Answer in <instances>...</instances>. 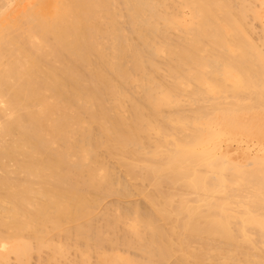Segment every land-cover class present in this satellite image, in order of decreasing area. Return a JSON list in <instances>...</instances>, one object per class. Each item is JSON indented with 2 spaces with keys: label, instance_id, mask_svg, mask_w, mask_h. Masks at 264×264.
Segmentation results:
<instances>
[{
  "label": "bare ground",
  "instance_id": "6f19581e",
  "mask_svg": "<svg viewBox=\"0 0 264 264\" xmlns=\"http://www.w3.org/2000/svg\"><path fill=\"white\" fill-rule=\"evenodd\" d=\"M100 146L147 183L106 228L74 224L125 186ZM61 236L78 264H264V0H0V264Z\"/></svg>",
  "mask_w": 264,
  "mask_h": 264
},
{
  "label": "rangeland",
  "instance_id": "374dc122",
  "mask_svg": "<svg viewBox=\"0 0 264 264\" xmlns=\"http://www.w3.org/2000/svg\"><path fill=\"white\" fill-rule=\"evenodd\" d=\"M248 19H249V21H250V19H251V13H249L248 12ZM252 20V19H251ZM257 24V21L256 22H253V24ZM254 25V26H256V28H257V30H260V27H258V26H260V25ZM256 28H255V30H256ZM256 33V35L257 34H259V31H255ZM255 35V36H256ZM101 147V146H100ZM97 152H98V156H99V158L101 159V160H103V162H105L106 163V165L108 166V167H110V169L112 168L113 169V171L116 173V175H120V177H122V179H123V181H124V185L125 186H122V187H120V191L119 192H117V193H114V192H110V193H108V194H106V196H103L101 199H100V201H99V203H98V207L95 209V210H93V211H91L92 212V214L90 215H88L87 216V218H89V219H84V217H83V219L85 220H83L82 218H80V220H77V221H74V224L76 223V222H78V223H81L82 221H83V223L84 222H86L87 220H91L90 219V217H93L92 219L94 220V221H92L93 223H95L94 224V226L95 227H97L96 225H98V226H102L103 224H105V222H106V218L107 217H109V218H112V217H116V214H120L118 211H116L114 208V206H116L117 205V207H118V205H119V209H121V211L124 213V211L127 209V207L128 208H132V207H135V206H133V205H136L137 207H138V205H140L142 208L143 207H147L148 206V204H147V202H146V199L144 198V195L143 194H141V193H139V191H137L138 189H137V187H139L140 185H144V187H145V185L147 184V183H145V181H143V183L141 184V182L139 181V180H134V179H130L127 175H125V173H124V169L122 168V167H120L117 163H116V160L115 159H113V158H111L110 156H108L107 155V152H106V150H105V148L103 147H101V148H97ZM142 187V186H141ZM150 187L147 185V187L145 188V191H147V189H149ZM102 200V201H101ZM139 206V207H140ZM121 207V208H120ZM125 207V209H123ZM113 208V209H112ZM141 208V209H142ZM148 208V207H147ZM106 209V210H105ZM144 209V208H143ZM118 212V213H117ZM115 215V216H114ZM120 215H122V214H120ZM86 218V217H85ZM72 226H73V222L72 223H70ZM69 224V226H71ZM77 224V223H76ZM158 224H162V225H164V223H163V221L161 220V219H159L158 220ZM118 228H121L122 226H121V223H118ZM103 227H104V225H103ZM103 227H100V228H103ZM104 228H106V227H104ZM103 228V229H104ZM102 229V230H103ZM105 230V229H104ZM107 231H109V232H107V238H112V240L114 239L115 240V238H113V235H115L116 236V234L115 233H113V231H111V230H107ZM52 232H53V234H54V231H51V235H52ZM121 234V232H118V235H120ZM56 234V233H55ZM52 235L53 237H55L56 235ZM117 235V236H118ZM71 237V236H70ZM70 237H69V240H66V239H63V237L61 236V237H59V238H56L57 239V241H59L60 242V240L62 241V239H63V242L65 243H67V245L69 244V245H72V240L74 239L73 238V236H72V240H70ZM62 238V239H61ZM118 238H119V236H118ZM55 239V238H54ZM75 240V239H74ZM110 240V239H109ZM109 240H101V243H100V247H102L103 246V249H106L105 251L107 252L108 251V249H111L113 246H114V248H112V249H115V250H117V249H119L118 251L120 252V253H122L123 254V251L125 250H127L126 252V254H129V255H127V256H129V258H137V256H139V258H137V259H140V258H142V257H140V250H137L135 247L133 248L132 246V248L130 247H128L127 245V248L125 247V245L124 244H122V242H121V239L119 238V242H118V239H117V244L116 243H111V240L109 241ZM56 241V240H55ZM56 241V242H57ZM62 242V243H63ZM76 242H77V240H76ZM83 243V241L82 240H79V243ZM114 242V241H113ZM74 243V242H73ZM79 243H78V245H79ZM77 244V243H76ZM66 245V244H65ZM67 245H66V247H67ZM81 247L83 246V244L82 245H80ZM112 246V247H111ZM115 246H117L116 248H115ZM70 248H68V249H66L65 250V252L67 251V253L66 254H64L65 256H61V258H63V259H61L60 258V256L59 255H56V259L57 260H53L54 261V264H78V263H76L77 261H78V257H79V255H76L77 253L75 252V250L77 249H75V244L74 245H72V246H69ZM111 247V248H110ZM79 246H78V250H77V252H79ZM126 248V249H125ZM47 249V250H46ZM102 249V248H101ZM100 249V250H101ZM102 249V250H103ZM111 249V250H112ZM42 250V251H41ZM40 251H41V253H39L38 251H37V253H35V251L36 250H33V254H31L30 256V264H38V263H36V262H38L37 261V258H38V256L39 257H43L45 260L47 259V257H46V255H48V253L50 252L49 250V248H43V249H41ZM44 250V251H43ZM94 250V249H93ZM114 251V250H113ZM92 252V253H91ZM95 253V251H90V254L92 255L91 257H90V264H94L95 263V261H96V258H95V255H96V253ZM175 254H173V255H170L169 257H168V259H166L165 261H163L162 263L163 264H172V263H174V261L178 258V256H179V254L178 255H176V253L177 252H174ZM50 254V253H49ZM79 254V253H78ZM125 254V255H126ZM41 255V256H40ZM174 255H176V259H175V256ZM57 256H59V257H57ZM132 256V257H131ZM64 257H66L65 259H64ZM75 257V258H74ZM12 258V257H11ZM10 258V259H11ZM41 259L40 261L42 262L43 261V263H44V259ZM68 258V259H67ZM75 260H74V259ZM135 258V259H136ZM14 259V258H13ZM13 259H11V260H9V262H12L13 264H21L20 262H18V261H15V259L13 260ZM38 259H40V258H38ZM68 261H67V260ZM70 259V260H69ZM175 259V260H174ZM64 260H66V261H64ZM77 260V261H76ZM73 261V262H72ZM14 262H17V263H14ZM42 264V263H41ZM96 264V263H95ZM239 264H243V263H239Z\"/></svg>",
  "mask_w": 264,
  "mask_h": 264
}]
</instances>
